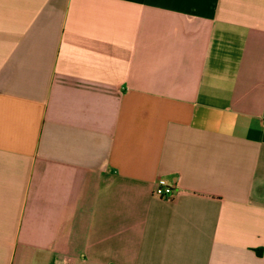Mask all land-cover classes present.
Instances as JSON below:
<instances>
[{"label": "crops", "instance_id": "obj_1", "mask_svg": "<svg viewBox=\"0 0 264 264\" xmlns=\"http://www.w3.org/2000/svg\"><path fill=\"white\" fill-rule=\"evenodd\" d=\"M0 264H264V0H0Z\"/></svg>", "mask_w": 264, "mask_h": 264}, {"label": "built area", "instance_id": "obj_2", "mask_svg": "<svg viewBox=\"0 0 264 264\" xmlns=\"http://www.w3.org/2000/svg\"><path fill=\"white\" fill-rule=\"evenodd\" d=\"M178 192V186L167 183L165 180H160L155 189V194L163 199H173Z\"/></svg>", "mask_w": 264, "mask_h": 264}]
</instances>
